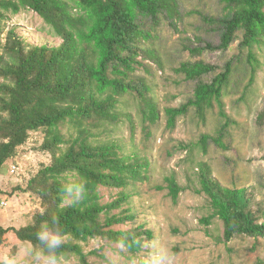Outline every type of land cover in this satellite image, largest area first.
Instances as JSON below:
<instances>
[{"label": "trees", "instance_id": "trees-1", "mask_svg": "<svg viewBox=\"0 0 264 264\" xmlns=\"http://www.w3.org/2000/svg\"><path fill=\"white\" fill-rule=\"evenodd\" d=\"M231 15L221 19L222 36L216 48L228 49L239 31H244L241 47L248 50L246 62L255 76L261 67L259 51L264 47V0H222ZM30 10L45 21L43 30L60 38L58 46L32 45L23 40L16 28L0 38V170L15 158L35 132H42L43 150L50 151L52 163L45 165L29 182L42 202L35 222L14 229L17 236L40 248L37 233L47 226L64 240L61 255H76L80 264H90L83 243L100 238L118 242L121 253L139 256L151 229L128 230L123 223L136 217L132 192L136 182L145 181L151 163L141 156L131 142L126 149L115 129L126 117L133 131L137 126L131 113L123 111L126 99L139 100L140 124L146 138L153 131L145 121L157 123L159 106L148 97L150 86H138L128 80L136 58L141 54L158 59L156 49L144 48L152 35L144 28V17H158L165 12L170 19L180 18L178 0H0V34L9 14ZM208 48H214L211 44ZM204 47L192 49L201 55ZM160 62V60H159ZM241 64V63H240ZM237 60H229L217 72L215 65L204 60L181 62L178 71L186 79H201L217 72L210 82L200 81L194 97L179 108H168V124L173 128L178 117L194 109L207 121L215 105L227 118L224 97L236 70ZM264 118V113L261 115ZM62 126L69 127L68 132ZM210 134H203L193 146L208 152ZM224 132L216 141L225 146ZM37 148V147H35ZM201 192L210 202L211 215L205 223L219 217L224 226V240L235 237H264V221L250 205L244 189L219 183L206 163L199 165ZM70 180L84 183L85 194L73 203L61 191ZM171 198L178 202L183 191L175 175L165 178ZM102 188L121 189L118 197L103 202ZM127 204L128 207L123 208ZM120 209L113 213L114 209ZM10 227L0 226V244L9 239ZM145 237V239H144ZM125 250V251H124Z\"/></svg>", "mask_w": 264, "mask_h": 264}, {"label": "rangeland", "instance_id": "rangeland-1", "mask_svg": "<svg viewBox=\"0 0 264 264\" xmlns=\"http://www.w3.org/2000/svg\"><path fill=\"white\" fill-rule=\"evenodd\" d=\"M180 18L170 19L165 12L158 17H144V28L152 38L144 41L142 52L156 49L158 59L140 55L128 80L140 87L150 86L148 97L159 106L157 123L145 121L153 131L146 138L139 115V100L130 98L124 102L123 111L131 113L137 129L133 131L126 117L115 129L126 149L132 142L141 156L151 163L145 181L136 182L132 192L134 219H126L123 225L128 230L151 229L152 238L143 244L136 258L121 253L120 244L109 238H100L84 244V252L90 264H144L149 255L162 256L158 264H264V237H235L225 242L224 226L219 217L205 223L211 215L210 202L201 192L199 165H209L213 177L223 186L244 189L253 211L260 222L264 221V47L259 51L261 67L255 76L246 62L248 50L241 47L244 31H239L236 40L228 49L216 48L223 33L219 21L231 15L222 0H178ZM4 41L7 32L16 28L23 40L32 45L58 46L62 40L43 30L44 19L34 11L22 10L9 14L3 21ZM211 44L214 48H208ZM204 47L201 55L192 54V49ZM204 60L215 65L217 72L225 69L229 60H237L236 70L224 97L227 118L219 114L215 105L207 121H202L195 110L177 119L171 128L168 124V108H179L194 97L200 81L210 82L217 72L201 79L189 80L179 73L181 62ZM241 63V64H240ZM64 132L69 127L62 126ZM224 132L222 147L216 141ZM203 134H210L208 152L193 146ZM45 135L35 132L30 141L21 146L14 160L7 161L0 170V226L10 227L8 241L0 244V264L14 258L15 264H36L31 253L34 245L21 240L14 229L35 222L42 202L36 191L29 189L30 180L42 167L52 163L50 151L42 148ZM37 147V148H35ZM175 175L183 191L178 202L169 195L165 178ZM121 189L102 188L103 202L118 197ZM128 207L127 204L123 208ZM116 208L113 213H118ZM73 238L66 237L70 241ZM145 239V237H144ZM125 251V250H124ZM40 264H43L41 260ZM59 264H80L76 255L59 256Z\"/></svg>", "mask_w": 264, "mask_h": 264}, {"label": "clouds", "instance_id": "clouds-1", "mask_svg": "<svg viewBox=\"0 0 264 264\" xmlns=\"http://www.w3.org/2000/svg\"><path fill=\"white\" fill-rule=\"evenodd\" d=\"M61 191L66 198L72 200L73 203H77L82 199L86 189L84 183L65 180L62 183ZM37 238L40 242V248L31 253L36 264H40L41 260H43V264H59L57 252L64 242V237L59 232L52 231L47 226H44L37 233ZM162 259V256L149 255L144 260V264H158L159 260ZM6 264H15V259L7 260Z\"/></svg>", "mask_w": 264, "mask_h": 264}]
</instances>
